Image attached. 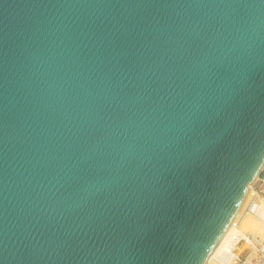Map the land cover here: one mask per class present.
<instances>
[{
    "label": "water",
    "instance_id": "water-1",
    "mask_svg": "<svg viewBox=\"0 0 264 264\" xmlns=\"http://www.w3.org/2000/svg\"><path fill=\"white\" fill-rule=\"evenodd\" d=\"M264 178V0H0V264H206Z\"/></svg>",
    "mask_w": 264,
    "mask_h": 264
},
{
    "label": "built area",
    "instance_id": "built-area-1",
    "mask_svg": "<svg viewBox=\"0 0 264 264\" xmlns=\"http://www.w3.org/2000/svg\"><path fill=\"white\" fill-rule=\"evenodd\" d=\"M264 178H258L251 188L250 196L225 235L218 253L212 258V264H264V235L244 230L245 218L264 223Z\"/></svg>",
    "mask_w": 264,
    "mask_h": 264
},
{
    "label": "bare ground",
    "instance_id": "bare-ground-1",
    "mask_svg": "<svg viewBox=\"0 0 264 264\" xmlns=\"http://www.w3.org/2000/svg\"><path fill=\"white\" fill-rule=\"evenodd\" d=\"M258 178H260V177H256V178L254 179V181L250 184L249 189H248V191H247V193H246V195H245V197H244V199H243V201H242V203H241V205H240V207H239V210H238V213H237L236 217H238V216L240 215L241 211L243 210V208H244V206H245V204H246V202H247V200H248V198H249V196H250L251 188L253 187V185L255 184V182L258 180ZM262 216L264 217V211H263V213H262ZM236 217H235V218H236ZM246 220H251L252 222H254V223L258 224V225H264V223H261V222L255 220V219H252V218L248 217V218H245L244 221H243V223H242V228H243V229H244V223H245ZM228 230H229V228L227 229V231H228ZM244 230H245V229H244ZM227 231H226L225 235L227 234ZM246 231H247V230H246ZM249 231L254 232V233H257V231H252V230H249ZM258 234H259V233H258ZM225 235H224L223 238L220 240L219 244L216 246L215 250L213 251V253H212V255L210 256V258L207 260L206 264H212V263H211V260H212V258L218 253L219 249L221 248V245H222L223 241H224L225 238H226ZM262 235H264V233H262Z\"/></svg>",
    "mask_w": 264,
    "mask_h": 264
},
{
    "label": "rangeland",
    "instance_id": "rangeland-1",
    "mask_svg": "<svg viewBox=\"0 0 264 264\" xmlns=\"http://www.w3.org/2000/svg\"><path fill=\"white\" fill-rule=\"evenodd\" d=\"M244 229L245 230H252L257 231V233L262 234L264 233V225H258L251 220H246L244 223Z\"/></svg>",
    "mask_w": 264,
    "mask_h": 264
}]
</instances>
